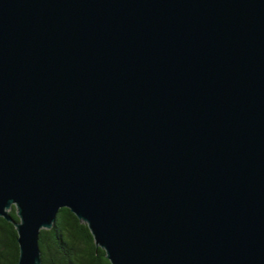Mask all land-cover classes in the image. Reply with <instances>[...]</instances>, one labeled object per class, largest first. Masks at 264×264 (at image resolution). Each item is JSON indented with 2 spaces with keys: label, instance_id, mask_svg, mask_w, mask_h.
Returning a JSON list of instances; mask_svg holds the SVG:
<instances>
[{
  "label": "water",
  "instance_id": "1",
  "mask_svg": "<svg viewBox=\"0 0 264 264\" xmlns=\"http://www.w3.org/2000/svg\"><path fill=\"white\" fill-rule=\"evenodd\" d=\"M62 208L110 264H264V0H0L17 264Z\"/></svg>",
  "mask_w": 264,
  "mask_h": 264
},
{
  "label": "trees",
  "instance_id": "2",
  "mask_svg": "<svg viewBox=\"0 0 264 264\" xmlns=\"http://www.w3.org/2000/svg\"><path fill=\"white\" fill-rule=\"evenodd\" d=\"M10 215L16 221L15 208ZM14 226L0 217V264H17L19 248ZM42 264H110L105 252L96 248L88 227L69 209L62 208L50 230H41Z\"/></svg>",
  "mask_w": 264,
  "mask_h": 264
}]
</instances>
